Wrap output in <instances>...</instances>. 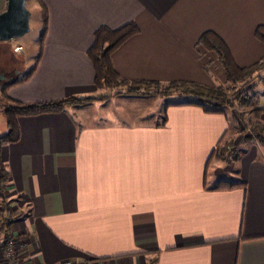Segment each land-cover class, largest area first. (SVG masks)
Masks as SVG:
<instances>
[{
  "label": "crops",
  "instance_id": "crops-1",
  "mask_svg": "<svg viewBox=\"0 0 264 264\" xmlns=\"http://www.w3.org/2000/svg\"><path fill=\"white\" fill-rule=\"evenodd\" d=\"M42 1L36 69L8 89L23 103L96 93L87 50L100 26L137 24L111 55L128 80L223 84L215 53L197 44L207 30L240 67L264 55L254 36L264 0ZM13 41L0 44V64L6 43L17 52ZM158 96L121 93L18 119L19 139L0 146V199L14 211L6 230L24 243L21 264H264V146L244 139L233 111ZM220 139L236 149L232 166L210 159ZM223 180L236 185L216 188Z\"/></svg>",
  "mask_w": 264,
  "mask_h": 264
},
{
  "label": "trees",
  "instance_id": "trees-1",
  "mask_svg": "<svg viewBox=\"0 0 264 264\" xmlns=\"http://www.w3.org/2000/svg\"><path fill=\"white\" fill-rule=\"evenodd\" d=\"M34 1L39 6L41 23L38 51L33 65L23 76L9 78L0 85V111L7 126V131L0 135V146L3 142H13L19 139L18 119L22 116L61 112L69 106H80L121 93H156L162 96H174L177 99L172 104H192L211 113L227 114L232 110L237 112L239 108L244 107L246 110H244L242 117L246 119L248 125L250 124L249 139L256 140L264 146V122L261 119L264 112V96L261 99L252 93L255 81L264 80V55L253 64L240 67L236 64L226 42L211 30L203 32L198 38L197 44L205 50L215 53L224 70L223 84L208 86L190 80H174L163 83L156 80H128L121 77L112 65L111 55L126 40L139 32L137 24L132 21L116 29L100 26L94 31L93 41L87 50V55L94 69L96 93L32 103H23L10 98L8 89L26 81L35 71L47 31L48 13L46 6L42 0ZM254 36L264 44V24L255 27ZM5 42H9V40L0 41V44ZM5 74L2 71L0 79H3ZM221 142L222 139L214 147L210 159L222 160L224 158L226 145L221 144ZM7 176L8 173L5 171L0 158V189L2 190L4 189L3 184L7 181ZM235 185L223 180L219 182L216 188L230 189ZM4 212L0 208L1 233L12 223V220L8 219Z\"/></svg>",
  "mask_w": 264,
  "mask_h": 264
},
{
  "label": "rangeland",
  "instance_id": "rangeland-1",
  "mask_svg": "<svg viewBox=\"0 0 264 264\" xmlns=\"http://www.w3.org/2000/svg\"><path fill=\"white\" fill-rule=\"evenodd\" d=\"M26 7L30 11V17H29V27L30 30L28 33L21 37H17L14 39V43L16 45H19V49L16 50L17 52L13 51V43H6L5 45V52L2 53V63L0 64V73L3 71L5 72V76H3V79H0V85L2 82L7 81L9 78H15L17 76H23L27 70L33 65L36 55H37V48H38V38H39V33L41 30V23H40V14H39V8L38 5L35 3L34 0H26ZM22 46V47H21ZM6 67V68H5ZM3 68H5L3 70ZM107 92V91H106ZM252 93L262 99L264 96V80L262 81H255V87H253ZM117 95V94H115ZM172 99H177V97L174 96H158L157 100L160 103H169ZM155 102V101H154ZM246 110V108H239L238 111L232 110L235 114V117L237 119V128L239 129L238 131L242 133L244 139L251 140L249 139V135L251 134L250 127L248 125V122L244 117H242V114ZM239 113V114H238ZM232 115V112L230 111V116ZM7 131V126L4 120L3 115L1 114L0 111V135L5 133ZM251 141H256V140H251ZM259 143V142H258ZM228 147H233L235 151V156L236 157V149L233 145L229 144L226 146V151L224 152V162L228 165L231 166L232 164H229L226 161V152ZM2 191V189H0ZM0 205L5 211L4 214L11 215L10 217L12 218L14 215L13 209L8 205V202L3 201L0 199ZM0 235H2L0 231Z\"/></svg>",
  "mask_w": 264,
  "mask_h": 264
},
{
  "label": "water",
  "instance_id": "water-1",
  "mask_svg": "<svg viewBox=\"0 0 264 264\" xmlns=\"http://www.w3.org/2000/svg\"><path fill=\"white\" fill-rule=\"evenodd\" d=\"M29 17L26 0H7L5 9L0 12V41L12 40L28 33Z\"/></svg>",
  "mask_w": 264,
  "mask_h": 264
},
{
  "label": "built area",
  "instance_id": "built-area-1",
  "mask_svg": "<svg viewBox=\"0 0 264 264\" xmlns=\"http://www.w3.org/2000/svg\"><path fill=\"white\" fill-rule=\"evenodd\" d=\"M19 47H16L15 50H18ZM226 161L229 164H234V156L235 151L233 147H228L226 152ZM231 165V166H232ZM2 191H0V194ZM1 209H3L0 206ZM8 219H12L9 215H6ZM24 243L21 242L20 239L13 236L11 232L8 230H4L3 237L0 241V258L2 259V264H21L19 261L17 251L20 247H22ZM64 264H70L69 262H65Z\"/></svg>",
  "mask_w": 264,
  "mask_h": 264
}]
</instances>
